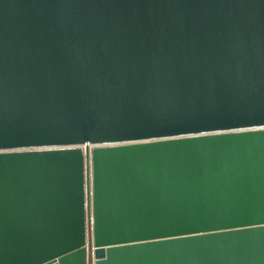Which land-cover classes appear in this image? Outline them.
<instances>
[{
  "label": "water",
  "instance_id": "obj_1",
  "mask_svg": "<svg viewBox=\"0 0 264 264\" xmlns=\"http://www.w3.org/2000/svg\"><path fill=\"white\" fill-rule=\"evenodd\" d=\"M142 142L162 177L242 167L264 188V0H0V264H102L131 151H90Z\"/></svg>",
  "mask_w": 264,
  "mask_h": 264
},
{
  "label": "bare ground",
  "instance_id": "obj_2",
  "mask_svg": "<svg viewBox=\"0 0 264 264\" xmlns=\"http://www.w3.org/2000/svg\"><path fill=\"white\" fill-rule=\"evenodd\" d=\"M165 142L158 140V143ZM152 143L91 148V158L108 153L110 149L131 151L128 162L132 181L128 185H118L113 172L105 179L109 200L102 210L107 212L109 219L101 229L107 231L109 256L102 264H125V259L130 257H133L130 263L136 264L139 259L135 253L141 251L151 254L159 264H264V199L258 198L264 188L259 171L241 167L190 174L178 170L175 178L162 177L158 154L150 152L143 161L135 154L137 149ZM143 165L147 173L141 176ZM91 190L92 207L100 210V205L95 203L93 180ZM128 196L135 199L137 222L130 219L128 206V221L122 224L118 199ZM223 198L227 199L228 211L220 209ZM234 200L237 208L233 206ZM151 210L155 211V219L150 217ZM136 236L147 237L135 240ZM134 245L141 246L135 248ZM146 246L150 247L147 251L144 250ZM167 253L174 255L170 258ZM178 256L183 257L182 261L176 262Z\"/></svg>",
  "mask_w": 264,
  "mask_h": 264
}]
</instances>
